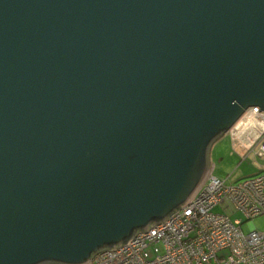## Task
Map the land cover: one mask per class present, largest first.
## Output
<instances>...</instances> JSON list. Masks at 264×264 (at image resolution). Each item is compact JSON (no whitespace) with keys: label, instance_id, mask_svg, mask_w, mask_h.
I'll list each match as a JSON object with an SVG mask.
<instances>
[{"label":"water","instance_id":"water-1","mask_svg":"<svg viewBox=\"0 0 264 264\" xmlns=\"http://www.w3.org/2000/svg\"><path fill=\"white\" fill-rule=\"evenodd\" d=\"M252 106L264 0H0V264H88L165 223Z\"/></svg>","mask_w":264,"mask_h":264},{"label":"built area","instance_id":"built-area-1","mask_svg":"<svg viewBox=\"0 0 264 264\" xmlns=\"http://www.w3.org/2000/svg\"><path fill=\"white\" fill-rule=\"evenodd\" d=\"M252 106L227 132L241 161L264 158V110ZM239 150V151H238ZM243 181L214 175V166L195 195L165 223L139 232L125 246L101 251L88 264H264V164ZM220 208L221 210H216ZM243 219L233 220L236 212ZM251 222V229H243Z\"/></svg>","mask_w":264,"mask_h":264},{"label":"rangeland","instance_id":"rangeland-1","mask_svg":"<svg viewBox=\"0 0 264 264\" xmlns=\"http://www.w3.org/2000/svg\"><path fill=\"white\" fill-rule=\"evenodd\" d=\"M239 151V150H238ZM211 164L214 166V175L226 179L231 175L230 182H240L246 177L261 171L258 165L264 164V158H253L252 156L241 161L240 155L232 148L231 136L226 133L219 138L211 149ZM216 210H221L220 208ZM233 220L243 219L241 212L232 216ZM253 223L259 230H264V216L253 219ZM252 227L251 222H245L243 229L248 232Z\"/></svg>","mask_w":264,"mask_h":264}]
</instances>
